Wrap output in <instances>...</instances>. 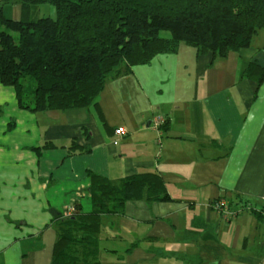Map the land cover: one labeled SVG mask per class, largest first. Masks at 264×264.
<instances>
[{"label":"crops","instance_id":"0c3cea01","mask_svg":"<svg viewBox=\"0 0 264 264\" xmlns=\"http://www.w3.org/2000/svg\"><path fill=\"white\" fill-rule=\"evenodd\" d=\"M2 11L22 18L18 3ZM52 14L41 4L32 15ZM254 37L226 57L181 43L109 78L85 108L21 109L0 84L10 106L0 116V264H50L57 218L74 203L89 209L88 171L115 182L156 171L170 198L105 217L117 253L104 251L103 264H264V81L243 78L248 63L264 66V36ZM220 198L248 208L223 218L212 208Z\"/></svg>","mask_w":264,"mask_h":264},{"label":"trees","instance_id":"16d2710c","mask_svg":"<svg viewBox=\"0 0 264 264\" xmlns=\"http://www.w3.org/2000/svg\"><path fill=\"white\" fill-rule=\"evenodd\" d=\"M15 3L22 8L18 21L2 11ZM41 4L51 5L55 17L33 16ZM260 30L264 0H0V84L14 88L21 109L85 108L96 105L109 78L129 73L159 54H174L181 43L200 55L226 57L249 47ZM243 78L259 86L264 66L248 63ZM26 81L32 82L31 103L23 99ZM51 147L53 143L43 145ZM71 147L70 154L76 152ZM87 177L89 209L74 203L70 215L62 212L57 218L50 264H103L104 251L117 253L102 244L115 238L105 217L122 216L127 201L170 199L156 171L118 182L92 171ZM227 202L236 215L248 208L245 202ZM257 210L263 218L264 204Z\"/></svg>","mask_w":264,"mask_h":264},{"label":"built area","instance_id":"2783aa9c","mask_svg":"<svg viewBox=\"0 0 264 264\" xmlns=\"http://www.w3.org/2000/svg\"><path fill=\"white\" fill-rule=\"evenodd\" d=\"M153 126L156 128V130L160 133V126L164 123V118L162 116H156L153 120ZM114 133L116 135H124L126 133V130L124 127H118L115 129ZM212 207L220 213V215L223 218H232L236 215L237 211L230 209L228 206V202L220 198L213 202ZM72 211V208L66 210V215H70Z\"/></svg>","mask_w":264,"mask_h":264},{"label":"rangeland","instance_id":"374dc122","mask_svg":"<svg viewBox=\"0 0 264 264\" xmlns=\"http://www.w3.org/2000/svg\"><path fill=\"white\" fill-rule=\"evenodd\" d=\"M46 6H48V7H50V5H48V4H45ZM43 10V13L41 14V15H48V13L46 12V9H42ZM53 15V14H52ZM50 17H52V18H54L55 17V15H53V16H50ZM163 34L164 35H166V36H168V34H166V32H163ZM262 36H264V30H260L259 32H258V34L257 35H255V37H254V40L257 42L258 40H259V38L261 39L262 38ZM25 84H26V86H27V89H26V91H25V94H24V96H23V99H24V101H26L27 103L29 102V103H31V100H32V94H31V86L30 85H32V82H29V81H26L25 82ZM16 96V95H15ZM17 100V99H16ZM18 104V103H17ZM3 104H0V107H1V109H2V112L1 113H3V112H5L6 110L8 111V110H10V106H9V104H7V105H4V106H2ZM7 107H9V108H7ZM6 108V109H5ZM2 115V114H1ZM0 115V116H1ZM214 209V208H213ZM215 210V209H214ZM216 211V210H215ZM217 212V211H216ZM64 214H65V216H67L66 215V211L64 212ZM108 241V242H107ZM107 241H103V245H105V247H109V248H111V249H113V242H109V240H107ZM110 258V257H109Z\"/></svg>","mask_w":264,"mask_h":264}]
</instances>
